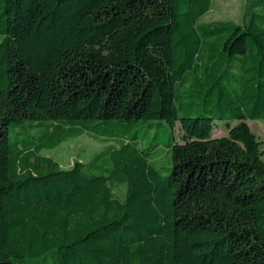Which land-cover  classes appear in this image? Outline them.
<instances>
[{
  "label": "trees",
  "instance_id": "obj_1",
  "mask_svg": "<svg viewBox=\"0 0 264 264\" xmlns=\"http://www.w3.org/2000/svg\"><path fill=\"white\" fill-rule=\"evenodd\" d=\"M213 3L0 0V264H264V0Z\"/></svg>",
  "mask_w": 264,
  "mask_h": 264
},
{
  "label": "rangeland",
  "instance_id": "obj_2",
  "mask_svg": "<svg viewBox=\"0 0 264 264\" xmlns=\"http://www.w3.org/2000/svg\"><path fill=\"white\" fill-rule=\"evenodd\" d=\"M249 0H214L213 7L203 18V22H212L216 20L233 21L242 23L247 14ZM251 129L262 142L264 154V121L248 120ZM236 124V122H234ZM179 131V125L177 126ZM228 128L225 123L216 124L213 136L221 137L228 134ZM107 144L88 135L71 139L63 143L57 149L45 150L44 154L54 157L63 167H71L76 160L84 163H90L99 153H101ZM164 158V157H163ZM264 159V156H263ZM117 192L121 189L116 188Z\"/></svg>",
  "mask_w": 264,
  "mask_h": 264
}]
</instances>
